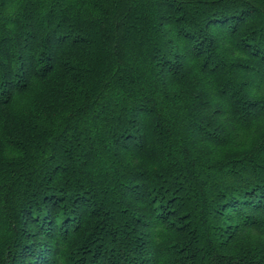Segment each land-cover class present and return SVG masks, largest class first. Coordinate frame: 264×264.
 <instances>
[{
    "label": "trees",
    "instance_id": "16d2710c",
    "mask_svg": "<svg viewBox=\"0 0 264 264\" xmlns=\"http://www.w3.org/2000/svg\"><path fill=\"white\" fill-rule=\"evenodd\" d=\"M0 264H264V0H0Z\"/></svg>",
    "mask_w": 264,
    "mask_h": 264
}]
</instances>
